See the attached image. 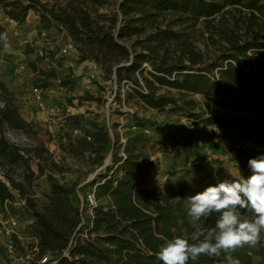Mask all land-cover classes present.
Instances as JSON below:
<instances>
[{"label": "trees", "instance_id": "16d2710c", "mask_svg": "<svg viewBox=\"0 0 264 264\" xmlns=\"http://www.w3.org/2000/svg\"><path fill=\"white\" fill-rule=\"evenodd\" d=\"M76 1L79 0H68V7H57L42 0H0V3L5 14L19 23L34 9L45 28L57 26L95 44L103 57L92 52L82 55V60L91 55L102 61L119 82L124 79L132 82L140 99L148 105H179L174 95L158 92L163 86L178 89L181 96L185 91L208 96L229 111L210 120L221 127L238 129L248 143L247 147L233 144L226 151L246 161L264 153V148H259L264 145V0H120L122 17L115 13L110 25L99 23L90 10ZM168 13L176 14L182 21L202 19L208 28L214 29H217L214 24L217 14L230 15L236 27L227 26L220 31L217 50L209 56L188 37L183 38L180 31L160 23L152 33L140 37L147 21H157L159 16ZM2 33L8 34V31L0 23ZM127 37L135 39L128 44ZM144 62H149L152 70H147ZM0 98L5 102L0 123L6 121L12 127L23 128L15 98L1 80ZM195 105L194 98H186L181 107L191 112ZM243 112L256 120H246ZM142 119L161 137L168 130L185 145L197 138L188 129L181 130L179 137L178 127L172 123ZM94 127L91 140L80 137L76 140L77 146L74 141L70 144L72 150L88 151L91 161L100 168L89 182L96 185L94 197L100 202L92 207L86 221L84 208L72 198L71 187L53 172L61 173L63 169L47 150L21 148L3 136L0 137V175L3 173L7 181L0 177V202L13 198L10 186L25 195L26 186L38 175L29 159L37 156L51 167L47 199L39 205L32 196L25 195V207L34 218L28 231L38 240L39 258L50 253L58 259L57 264H163L157 258L161 243L176 235H190L195 230L187 215L188 197L220 182L210 168L203 185L193 186L178 179L159 191L155 180L160 163L137 148V143L144 139L142 133L135 134L123 148H118L117 132L113 140L109 129L101 123L94 122ZM108 155L111 158L106 164ZM197 164L200 170L207 168L201 162ZM18 167L22 168L21 179L17 176ZM239 211L252 215L250 210ZM217 216L201 220L197 226L207 232L214 227ZM85 233L88 237L83 240ZM14 242L23 249L16 235ZM232 255L240 264H255V256L259 257L257 264H264V233L257 247L239 248ZM189 264H227V261L222 253L219 257L201 256Z\"/></svg>", "mask_w": 264, "mask_h": 264}, {"label": "rangeland", "instance_id": "374dc122", "mask_svg": "<svg viewBox=\"0 0 264 264\" xmlns=\"http://www.w3.org/2000/svg\"><path fill=\"white\" fill-rule=\"evenodd\" d=\"M42 1L57 7L69 6L68 0ZM78 2L90 10L93 18L101 24H113L115 13L119 18L122 17L118 7L120 0H79L75 3ZM0 22L8 31V47L3 43L0 48V80L15 98L29 144L47 150L63 169L61 173L56 170L53 172L71 187L74 202L84 208L85 221L91 216L92 208L88 200L90 195H94L96 186L89 185V182L97 176L100 168L91 161L88 151L83 153L81 150H72L70 144L74 141L77 146L78 138L94 132V122L108 128L113 140L115 133H118V148H123L127 140L135 134L142 133L144 139L137 143V148L143 149L152 160L160 163L155 180L159 191H163L178 179L193 186L203 185L207 182V171L210 168L219 182L233 179L229 171L239 170L244 177L250 175L248 161L236 159L226 151L233 144L247 147L246 139L241 137L238 129L221 127L210 120L229 111L208 96L187 91L181 96L178 89L163 86L158 92L174 95L178 98L179 105H148L140 99L132 82L126 79L119 82L102 61L91 55L82 60V55L92 52L103 57L102 51L95 44L72 36L67 31L64 33L57 26L45 28L40 15L34 9H30L27 19L19 23L5 14L0 3ZM159 23L180 31L183 38L188 37L208 56L217 50L216 40L220 39V31L227 26L236 27L230 15L222 17L217 14L214 21L217 29H214L208 28L202 19L197 22L182 21L176 14L168 13L159 16L157 21H147L140 37L152 33ZM43 31H47V34L42 35ZM69 37L73 39L74 47L66 55L60 56L59 52L68 43ZM134 39L135 37H127L126 42L131 44ZM21 63L25 64V69L17 71L16 68ZM143 66L152 70L149 62H144ZM262 66L264 67V63ZM145 74L149 75L147 72ZM65 81L69 83L64 84ZM34 86L44 88L47 110H41L30 97V90ZM186 98L196 100L191 112L181 107L183 99ZM243 114L246 120H256L248 112ZM142 118L176 125V134L179 137L181 130H192L197 138L185 145L182 139L173 138L168 130L161 137ZM49 119L52 120L51 124ZM15 138L11 137L10 140L14 141ZM212 144H217V147ZM259 148H264V145ZM110 158L108 155L107 159ZM216 160H221V163ZM197 162L207 168L200 170ZM29 163L38 175L26 186L24 193L32 196L40 205L47 199L48 173L51 167L37 156L31 157ZM16 172L21 179L22 168L18 167ZM1 174L0 177L7 181L3 173ZM10 189L14 194L11 198L12 204L6 209L0 202V212H9L15 218L17 225L13 226V230L18 234L23 249L15 246L14 251L9 252L8 244L12 235L0 234V264H47L43 261L44 256L39 258L36 253L38 240L28 231L32 215L27 207L20 204L25 195L11 186ZM98 202L100 200H95V204ZM8 218L9 216L6 219ZM258 261L259 257L255 256V264Z\"/></svg>", "mask_w": 264, "mask_h": 264}, {"label": "clouds", "instance_id": "9594fccd", "mask_svg": "<svg viewBox=\"0 0 264 264\" xmlns=\"http://www.w3.org/2000/svg\"><path fill=\"white\" fill-rule=\"evenodd\" d=\"M0 41L8 47L6 33L0 34ZM248 167L250 175L247 177L239 170L229 171L232 180L208 186L188 197L187 215L195 230L190 235H176L161 243L157 258L163 264H189L201 256L219 257L222 253L227 264H240L232 253L246 246L255 248L261 243L264 233V153L250 158ZM239 210H250L252 215H243ZM214 214H218L214 227L202 231L197 222Z\"/></svg>", "mask_w": 264, "mask_h": 264}, {"label": "built area", "instance_id": "2783aa9c", "mask_svg": "<svg viewBox=\"0 0 264 264\" xmlns=\"http://www.w3.org/2000/svg\"><path fill=\"white\" fill-rule=\"evenodd\" d=\"M62 30L64 33L66 32L65 29H60ZM47 31H43L42 35H46ZM67 34V33H66ZM73 39L71 37L68 38V43L61 48L59 54L60 56L66 55L73 47H74V42L72 41ZM43 54V52H42ZM59 57V56H58ZM25 69V64H19L16 68L17 71H22ZM31 98H33V102L41 109V110H47L48 105L45 102V98H44V94H45V90L43 87L41 86H34L33 88H31ZM29 97V99H30ZM25 100H27L25 98ZM4 100L2 98H0V111L1 108L4 107ZM48 122L51 124L52 120L49 119ZM3 136L4 138H6L8 141H11V143L21 147V148H32L33 145L29 144V138L27 137V134L25 132V130L23 128H15L12 127L8 122L4 121L2 123H0V137ZM11 137H16L14 141L10 140ZM86 138H88L89 140H91V136L90 134L85 135ZM91 204V208L95 205V197L94 195H90L89 196V200H88ZM3 205L5 206L6 209L9 208V206H11L10 204H12V200L11 199H6L5 201L2 202ZM20 204L22 206H26V198H22ZM9 205V206H8ZM8 206V208H7ZM91 214H92V209H91ZM9 216L8 219H6ZM9 225V227L7 226ZM17 222L15 220V218H13L12 216H10V213L8 212V214L6 213H2L0 212V234L3 233H7L9 235H12V239L10 240L9 244H8V249L9 252H13L14 248H15V242H14V235H16L17 237L18 234L13 230V226H16ZM88 237V234L85 233L82 235V239L84 240L85 238ZM43 261H45L47 264H57L58 259L54 257V255L52 254H46L44 255Z\"/></svg>", "mask_w": 264, "mask_h": 264}, {"label": "water", "instance_id": "95a60500", "mask_svg": "<svg viewBox=\"0 0 264 264\" xmlns=\"http://www.w3.org/2000/svg\"><path fill=\"white\" fill-rule=\"evenodd\" d=\"M120 65H124V63H122V64H120ZM115 69H116V67H115ZM115 76V78H116V75H114ZM108 159H107V161H106V164L108 163Z\"/></svg>", "mask_w": 264, "mask_h": 264}, {"label": "crops", "instance_id": "0c3cea01", "mask_svg": "<svg viewBox=\"0 0 264 264\" xmlns=\"http://www.w3.org/2000/svg\"><path fill=\"white\" fill-rule=\"evenodd\" d=\"M0 23H1V22H0ZM1 24H2V23H1ZM2 25H3V24H2ZM3 26H4V25H3ZM3 43H4V42H3ZM3 43H2V44H3ZM31 221H34V218H33V216L31 217Z\"/></svg>", "mask_w": 264, "mask_h": 264}]
</instances>
